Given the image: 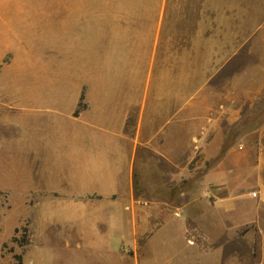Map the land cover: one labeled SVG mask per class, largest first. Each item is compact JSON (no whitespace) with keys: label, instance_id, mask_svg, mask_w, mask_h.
<instances>
[{"label":"crops","instance_id":"0c3cea01","mask_svg":"<svg viewBox=\"0 0 264 264\" xmlns=\"http://www.w3.org/2000/svg\"><path fill=\"white\" fill-rule=\"evenodd\" d=\"M33 2L0 0V192L40 216L22 264H264V118L240 120L264 104V0H231L217 45L200 30L213 83L184 36L62 55L78 28L30 33Z\"/></svg>","mask_w":264,"mask_h":264},{"label":"rangeland","instance_id":"374dc122","mask_svg":"<svg viewBox=\"0 0 264 264\" xmlns=\"http://www.w3.org/2000/svg\"><path fill=\"white\" fill-rule=\"evenodd\" d=\"M27 17L20 22L25 23L30 33L42 34V31H60L65 25V32L69 27H76V35L67 36L65 33L54 38L53 45L60 48V54L77 55L87 51L88 57L98 54L104 61V37L109 44L123 33L125 44H132L133 31H140L142 46L158 45L159 40L165 43L168 36H184L188 42L190 69L194 73L200 66L203 56L205 73H215L212 68L211 55L200 54L194 47L200 43V30L203 33L206 46L218 44L221 37H227L228 14L231 0H30ZM234 4L239 0H233ZM35 4V5H34ZM10 14L14 13L10 11ZM26 14V11L23 13ZM18 20V22H19ZM92 29H82L84 27ZM81 28V29H79ZM199 30V38L197 31ZM201 36V37H202ZM156 42V43H155ZM164 45V44H163ZM97 49L100 50L96 53ZM49 51H47L48 53ZM56 53V52H55ZM202 53V52H201ZM202 55V56H201ZM17 57L16 64H20V55L7 54L3 62ZM199 58V61L197 59ZM191 76V75H190ZM191 80V79H190ZM196 80V79H195ZM194 80V81H195ZM228 82V70H218L211 78L213 81ZM227 87V86H225ZM192 85H190L191 90ZM253 110L251 115L242 117L244 128L258 126L264 118V104ZM179 135H174L178 138ZM197 134H190L189 143L196 144ZM192 163V162H191ZM190 163V166L192 164ZM14 174H23L24 167H13ZM42 200V198H41ZM38 197L30 192L25 197H6L0 192V264H22V246L29 234L33 233L32 224L39 221L36 213Z\"/></svg>","mask_w":264,"mask_h":264},{"label":"trees","instance_id":"16d2710c","mask_svg":"<svg viewBox=\"0 0 264 264\" xmlns=\"http://www.w3.org/2000/svg\"><path fill=\"white\" fill-rule=\"evenodd\" d=\"M79 105H81V102L79 103ZM75 113H77V110L75 111Z\"/></svg>","mask_w":264,"mask_h":264}]
</instances>
